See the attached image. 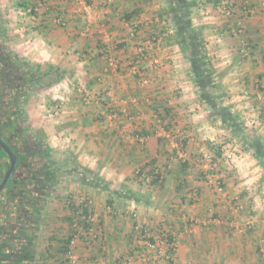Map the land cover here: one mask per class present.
Masks as SVG:
<instances>
[{"label": "crops", "instance_id": "crops-1", "mask_svg": "<svg viewBox=\"0 0 264 264\" xmlns=\"http://www.w3.org/2000/svg\"><path fill=\"white\" fill-rule=\"evenodd\" d=\"M223 1L88 0L87 27L72 0H0L8 45L40 72L30 78L26 116L50 154L42 171L30 172L42 192L10 189L0 199L14 207L0 208V264H69L74 210L86 197L97 240L83 237L78 264H264V167L248 150L255 137L264 145V0H227L230 16L219 11ZM209 171L223 192L207 183ZM244 219L250 231L240 229ZM138 223L158 249L142 241Z\"/></svg>", "mask_w": 264, "mask_h": 264}, {"label": "trees", "instance_id": "trees-1", "mask_svg": "<svg viewBox=\"0 0 264 264\" xmlns=\"http://www.w3.org/2000/svg\"><path fill=\"white\" fill-rule=\"evenodd\" d=\"M106 49L107 47H105L104 45H101L99 47V50H102V52H104L103 50ZM11 55L12 54H9L8 47L6 46V37L4 31L3 29L1 30L0 27V136H2L7 140V142L9 143L11 149L15 154L16 151L18 150L19 152H24L25 150H28L29 152H31L32 155H36V158H34L31 163L32 167L30 168L29 171L37 172L40 170L37 169L38 168L37 164L39 163L40 166L43 164L44 166L45 162H48L47 160H49L50 162L49 159L50 154L47 150V146H45V144L42 141V138H44L45 136L43 137L42 134L39 133L37 138V135H34L32 133L30 134L29 132L24 130L23 124L25 120L23 119L24 115L21 112L20 107L23 104L27 92L28 90H30L32 84L31 83L32 79H30L31 78L30 76L35 73V76H37L36 80L39 81L38 78L40 77V72H38V70H36L35 67L34 68L30 67V65H28L23 60L13 59ZM53 70L55 69L53 68ZM142 72L143 70L140 68L138 73H142ZM42 75H44V78L48 76L45 73H43ZM28 76L30 78H27ZM36 80L33 79L34 82H37ZM51 80H53V77ZM169 113H170L169 109L164 108L162 113L158 114V117L160 118V120H163L162 114L169 115ZM230 119L231 117L229 118V120ZM173 127H174L173 123L169 122L168 127H165V129L168 130ZM21 140L22 142H19ZM254 141H255L254 143L252 142L251 144L248 145V150L252 148L259 161V164L262 167H264V145L262 144L259 138L255 137ZM0 151L2 152V154L4 155L7 161L6 167L4 169V172H6L10 167V161L6 153L1 149V147H0ZM22 156L24 157L25 154H23ZM42 161L45 162L42 163ZM185 164L184 167H186ZM159 177L160 176L158 174H154L151 181L157 182L158 180H160ZM46 178H47L46 182L48 183V185H50V182L55 183V180L50 178L49 172L46 173ZM25 180L32 187L30 186V189L28 191L24 190L25 191L24 194L26 193L39 194L40 192H42L39 189L40 185L35 179L31 178L29 180V177H27ZM18 184L24 185V183L21 184L20 182H18ZM80 211L82 212V214L88 215L89 211L88 208L85 207V203H83L81 206H78L77 210L76 209L74 210V213L76 214L77 212ZM81 223L87 226L86 223L84 222ZM159 236L163 237L164 240H167L169 245L171 243H174L171 238V235L165 231L159 232ZM70 239L68 241V245L70 243ZM151 242H153V240Z\"/></svg>", "mask_w": 264, "mask_h": 264}, {"label": "built area", "instance_id": "built-area-1", "mask_svg": "<svg viewBox=\"0 0 264 264\" xmlns=\"http://www.w3.org/2000/svg\"><path fill=\"white\" fill-rule=\"evenodd\" d=\"M72 1L78 7V9H80L84 13L85 19H86V25H87V27H89L91 24L92 5L88 2V0H72ZM219 11L222 12L223 14L230 16L233 12V5L230 2H228L227 0L223 1L221 3V5L219 6ZM28 12L32 13V10L31 11L28 10ZM55 22H56V24L62 25L64 21H63V18L59 16V17L55 18ZM142 56H144L143 52H142V55L139 57V59L136 61L135 66H138L141 63ZM103 57L107 58L106 52H103ZM110 65L115 67V63L113 60H110ZM78 92L81 94V96L85 102L89 101L90 91L87 88L80 87L78 89ZM56 108H57L56 113H57V111L59 113L60 105L56 106ZM175 133H176V135H175L176 141H175L174 145L176 148V153L180 159L185 161V159L187 158V154L185 151V137L183 136V131L181 129H176ZM205 160L209 164L215 163L214 157L211 155H207L205 157ZM212 166L215 167L216 164H213ZM215 180L217 181L216 184H215ZM206 181L208 184L216 185V187L219 191L222 192L224 190L222 184H220L218 182V177L216 175L206 176ZM85 207L88 208V211H89L88 215L82 214V212L80 211L77 213L76 218L74 219V225L73 226L75 227L76 232L71 237L70 243L68 245V250H67V258H68L69 264H78L79 263V255L77 254L79 243L83 237H89L90 235H93L94 227L98 224L97 217L94 214V211L92 209V202L90 200H85ZM133 216L136 217L135 214H133ZM81 222L86 223L87 226H85ZM247 225L250 226V223H247ZM135 229L140 234H142L143 237H145L144 240L146 242L150 243L149 244L150 247L151 246L154 247V245H156V243L151 242L153 238H152L150 233H148L147 231H145V233H144V231H142V228H139V225H136ZM169 247H170L169 255H171V253L174 252L173 251L174 243H171L169 245ZM93 264H108V263L104 259H98Z\"/></svg>", "mask_w": 264, "mask_h": 264}, {"label": "rangeland", "instance_id": "rangeland-1", "mask_svg": "<svg viewBox=\"0 0 264 264\" xmlns=\"http://www.w3.org/2000/svg\"><path fill=\"white\" fill-rule=\"evenodd\" d=\"M8 1H10V0H8ZM0 5H2L1 4V2H0ZM5 10H7V8H5ZM7 14H6V12L4 11V13L1 11V6H0V27H1V30L3 29V31H4V34H5V37H6V46L8 47V51H9V54H12L11 56H12V58L13 59H21V58H18L17 56H15V53L12 51V50H14V49H12L11 48V46L10 45H8V43L10 42V40H9V32H10V23H9V20H8V18H7ZM12 28V27H11ZM12 51V52H11ZM14 53V54H13ZM22 60V59H21ZM33 75H31L30 77H32ZM29 76L27 77V78H30ZM28 95V94H27ZM27 95H26V98L24 99V101H23V104L21 105V107H20V110H21V112L23 113V115H24V120H25V122H24V124H23V127H24V130L25 131H27V132H29L30 134L32 133V134H34V135H39V132H40V130H35L34 128H32V125H31V122L29 121V119L27 118V116H26V109H27V105H26V100H27ZM52 152V154H55V152L54 151H51ZM217 153H219V151L217 150V151H215V154L216 155H218ZM51 156H53V155H51ZM53 158V161H54V165L57 163V161H58V156H53L52 157ZM57 159V160H56ZM60 159V158H59ZM47 161H49V160H47ZM43 162H45V161H42V163ZM46 163V162H45ZM61 163V162H60ZM206 163H208V162H206ZM248 163H250L249 162V160L247 159V160H245L244 162H243V167H247L248 169H249V167H251V164H248ZM6 164H7V161H6V159H5V157H4V155L2 154V152L0 151V169H1V167H2V169L1 170H4L5 169V167H6ZM37 164V163H36ZM62 164V163H61ZM213 164H217L216 163V161H215V163H212L211 165H213ZM38 165V168L37 169H42L43 168V164L40 166L39 165V163L37 164ZM40 166V167H39ZM210 168V167H209ZM214 174H216V175H218V173H217V171L215 172V171H209V173H207V175L206 176H212V175H214ZM205 179H206V177H205ZM220 180V179H219ZM216 180H215V184H216ZM255 185V184H254ZM259 185H262V186H264V177H262V180L259 182ZM224 188V187H223ZM224 191V190H223ZM222 191V192H223ZM92 199V198H91ZM84 200H89V197H86ZM83 200V201H84ZM258 210L259 209H256L255 211L256 212H253V211H250V215L251 216H255L254 215V213L255 214H257L258 215ZM133 214H135L136 215V218H138V213L137 212H133ZM261 215V214H260ZM133 216V215H132ZM249 216H246V218H248ZM135 218V217H134ZM249 219H244V222H241V227H240V229H244L245 231H250L249 229L250 228H248L247 227V221H248ZM250 221H252V220H250ZM246 224V225H245ZM136 225H139V228H142V231H144V233H145V231H147L148 233H150L149 232V230H146V228H145V226L143 225V224H141V223H138V224H136ZM135 225V226H136ZM135 231H137L136 229H135ZM162 231H164L163 230V228H162ZM165 232H166V229H165ZM139 233V232H138ZM139 235H141V238H142V241L146 244V245H148V246H150L149 244L150 243H148V242H146L144 239H145V237H143V235L142 234H140L139 233ZM97 236H99V234L97 235ZM152 236V235H151ZM160 237V236H159ZM95 237H93V236H89V237H86V239L85 240H97V239H94ZM152 238H153V236H152ZM150 239V238H149ZM162 239H163V237H162ZM82 240H83V238H82ZM82 240L80 241V243L82 242ZM84 240V241H85ZM80 243H79V245H80ZM157 245H159V244H157ZM157 245H154V247H152L151 246V248L152 249H158V247L160 246H157ZM173 249V248H172ZM175 250V244H174V249H173V251ZM170 247L168 248V250H167V252H166V255H168L170 252ZM78 255H80V253L78 252L77 253ZM100 254V253H99ZM157 254H159V253H157ZM161 254V253H160ZM175 254L176 253H171V255H170V257L168 258V259H171V260H174L175 259ZM81 257V256H80ZM97 261V260H96ZM96 261H92L91 263L93 264V263H95ZM122 264V263H121ZM125 264V263H124ZM127 264V263H126Z\"/></svg>", "mask_w": 264, "mask_h": 264}, {"label": "flooded vegetation", "instance_id": "flooded-vegetation-1", "mask_svg": "<svg viewBox=\"0 0 264 264\" xmlns=\"http://www.w3.org/2000/svg\"><path fill=\"white\" fill-rule=\"evenodd\" d=\"M25 141V140H24ZM19 142H22V140L21 141H19ZM21 144V143H20ZM16 154H17V156H18V168H17V170H16V172H15V174H14V177H13V179L12 180H10L9 181V183H8V185H7V187H6V189L0 194V199L2 198V196H4V195H8V196H6L7 198L9 197V195H11V194H13L14 192H16V191H18V190H21L22 192L25 190V191H28L29 189H30V186H29V184H28V182L25 180L27 177H29V180L31 179V177H30V168L32 167L31 166V163H32V161H33V159L34 158H36V155H32L31 154V152H29L28 150H25L24 152H19V150L18 151H16ZM23 154H25V159H24V157L22 156ZM22 158H23V160H22ZM40 171H42V169L40 170ZM38 172V171H37ZM5 174V173H4ZM25 174V175H24ZM38 174V173H37ZM35 175V174H34ZM1 182V181H0ZM14 182L16 183L15 185H13L14 184ZM18 182H20L21 184L22 183H24V185H20V184H18ZM30 182V181H29ZM25 183H27V184H25ZM1 184V183H0ZM28 185V186H27ZM11 189V190H10ZM8 190H10V192H12L11 194L9 193V191ZM29 194V193H28ZM30 195V194H29ZM26 198H27V200H30L29 199V197L28 196H26ZM2 205H4V206H2ZM3 208H2V207ZM0 208H2V211H4L6 214H8V213H11L10 211L11 210H13L14 209V207H12V206H10V205H8L7 204V202H5V203H2L1 204V202H0ZM3 212V213H4ZM16 213H15V216L16 217H20L21 215L19 214V212H18V210H16L15 211ZM7 230V229H6ZM11 232H13V231H11ZM10 230H8L7 231V233L9 234V235H11L10 233ZM3 237H6V236H3ZM2 259H4L3 257H2ZM5 260V259H4ZM2 263H4V262H1V264Z\"/></svg>", "mask_w": 264, "mask_h": 264}, {"label": "water", "instance_id": "water-1", "mask_svg": "<svg viewBox=\"0 0 264 264\" xmlns=\"http://www.w3.org/2000/svg\"><path fill=\"white\" fill-rule=\"evenodd\" d=\"M0 147L6 153L10 161V167L6 171L4 178L0 184V194H1L6 189L9 181L13 179L14 174L18 168L19 161H18L17 154L13 152L7 140L3 138L2 136H0Z\"/></svg>", "mask_w": 264, "mask_h": 264}]
</instances>
